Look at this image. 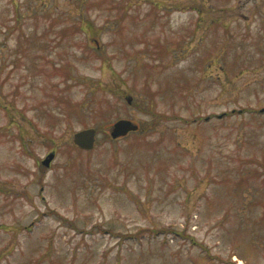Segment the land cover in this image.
<instances>
[{
    "label": "rangeland",
    "instance_id": "374dc122",
    "mask_svg": "<svg viewBox=\"0 0 264 264\" xmlns=\"http://www.w3.org/2000/svg\"><path fill=\"white\" fill-rule=\"evenodd\" d=\"M263 107L264 0H0V264H264Z\"/></svg>",
    "mask_w": 264,
    "mask_h": 264
},
{
    "label": "water",
    "instance_id": "95a60500",
    "mask_svg": "<svg viewBox=\"0 0 264 264\" xmlns=\"http://www.w3.org/2000/svg\"><path fill=\"white\" fill-rule=\"evenodd\" d=\"M129 102L132 101L131 98L128 99ZM264 111V108L262 109ZM139 129V125L130 119H119L113 126L110 128V134L113 138H119L127 135L131 131H136ZM97 141V130L96 128H85L74 134V143L85 150H92ZM55 157V153L51 152L43 160L45 166H50L51 162Z\"/></svg>",
    "mask_w": 264,
    "mask_h": 264
},
{
    "label": "trees",
    "instance_id": "16d2710c",
    "mask_svg": "<svg viewBox=\"0 0 264 264\" xmlns=\"http://www.w3.org/2000/svg\"><path fill=\"white\" fill-rule=\"evenodd\" d=\"M88 27V28H90L91 26L89 25V22H88V20L86 19V18H84V19H82L81 20V22H80V24H79V28H80V30H85L84 29V27Z\"/></svg>",
    "mask_w": 264,
    "mask_h": 264
},
{
    "label": "bare ground",
    "instance_id": "6f19581e",
    "mask_svg": "<svg viewBox=\"0 0 264 264\" xmlns=\"http://www.w3.org/2000/svg\"><path fill=\"white\" fill-rule=\"evenodd\" d=\"M240 264H244V262L242 260H240Z\"/></svg>",
    "mask_w": 264,
    "mask_h": 264
}]
</instances>
